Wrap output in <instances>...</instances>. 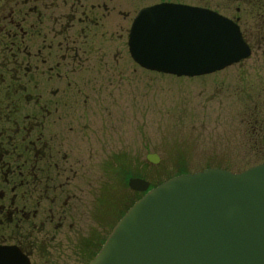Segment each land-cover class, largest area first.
<instances>
[{"label": "flooded vegetation", "instance_id": "obj_1", "mask_svg": "<svg viewBox=\"0 0 264 264\" xmlns=\"http://www.w3.org/2000/svg\"><path fill=\"white\" fill-rule=\"evenodd\" d=\"M241 1L251 7L223 14L264 59V0ZM129 5L134 0H0V264H70L80 247L88 264L127 209L99 220L108 192L93 190L82 164L92 148L78 144L91 95L106 107L102 79L123 76L118 47L128 45ZM259 90L243 92L240 122L264 141Z\"/></svg>", "mask_w": 264, "mask_h": 264}, {"label": "water", "instance_id": "obj_2", "mask_svg": "<svg viewBox=\"0 0 264 264\" xmlns=\"http://www.w3.org/2000/svg\"><path fill=\"white\" fill-rule=\"evenodd\" d=\"M131 57L175 75L221 69L250 54L238 24L217 11L163 1L142 7L129 33ZM157 162L155 152L146 153ZM145 190L116 221L88 264H264V161L238 171L212 166Z\"/></svg>", "mask_w": 264, "mask_h": 264}, {"label": "rangeland", "instance_id": "obj_3", "mask_svg": "<svg viewBox=\"0 0 264 264\" xmlns=\"http://www.w3.org/2000/svg\"><path fill=\"white\" fill-rule=\"evenodd\" d=\"M157 1L134 0V5L128 6L132 9L126 28L139 7ZM177 1L205 5L227 15L234 14L236 6L242 9L238 14L251 7L241 0ZM118 51V56L122 51L123 76L113 78L110 84L102 79L106 107H102V96L97 101L91 95L87 111L90 126L85 130L86 140L79 138L78 144H82L81 150L84 145L93 151L88 150L90 154L83 156L82 163L93 173V190L105 188L108 192L104 195L109 205L102 202L99 220L103 216L106 222L112 220L124 205L128 207L144 193L129 188L130 177L145 178L152 187L178 173L212 166L238 171L264 161V141L258 131L247 130L240 122L243 92L246 88L256 94L263 91L259 90L264 86L261 48H252L248 57L222 69L194 76L146 69L132 59L126 43ZM252 134L259 137L257 141ZM148 152L157 153L159 160L148 161ZM95 231L93 228L92 237ZM80 248L66 257L70 264H82L85 254Z\"/></svg>", "mask_w": 264, "mask_h": 264}, {"label": "bare ground", "instance_id": "obj_4", "mask_svg": "<svg viewBox=\"0 0 264 264\" xmlns=\"http://www.w3.org/2000/svg\"><path fill=\"white\" fill-rule=\"evenodd\" d=\"M160 72V71H159ZM102 245V244H101ZM92 258V257H91ZM91 258H89V259H91ZM83 263V262H82Z\"/></svg>", "mask_w": 264, "mask_h": 264}]
</instances>
